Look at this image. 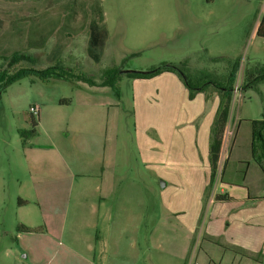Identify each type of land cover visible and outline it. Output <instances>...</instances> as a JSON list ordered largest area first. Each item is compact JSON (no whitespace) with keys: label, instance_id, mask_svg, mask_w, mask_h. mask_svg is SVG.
<instances>
[{"label":"crops","instance_id":"1","mask_svg":"<svg viewBox=\"0 0 264 264\" xmlns=\"http://www.w3.org/2000/svg\"><path fill=\"white\" fill-rule=\"evenodd\" d=\"M257 24L258 20L255 30ZM130 85L144 104L159 94L165 112L171 110L170 94L180 95L183 105L174 110L189 114L188 89L175 72L130 77ZM91 87L94 90L87 91L100 94H81V99L76 94L73 114L65 121L61 115L53 117L44 136L38 106L36 134L24 146L19 137L10 153L9 142L0 135V210H7L6 202L12 201L11 214L18 225L44 228L16 233L22 246L30 248L22 258L30 259V264H199L203 255L208 262L221 264L210 253L214 248L227 256V264H264V152L254 140L252 121L232 115L234 96L217 164L216 176L226 170V182L215 177L202 207L209 181V130L219 97L216 91H199L190 116L202 115L197 132L202 131L200 156L205 168L202 158L200 165L194 155L185 171H161L165 180L152 223L147 198L152 183L135 179L122 183L115 169V145L108 142L105 125L96 117L108 110L105 106L117 104L109 97L112 91L107 86ZM203 94H214L208 105ZM26 126L16 128V134L30 128ZM216 194H227L229 199L215 200ZM190 239L194 245L197 242L196 249L203 243L209 253L202 249L192 254Z\"/></svg>","mask_w":264,"mask_h":264},{"label":"rangeland","instance_id":"2","mask_svg":"<svg viewBox=\"0 0 264 264\" xmlns=\"http://www.w3.org/2000/svg\"><path fill=\"white\" fill-rule=\"evenodd\" d=\"M262 14L264 0H0V55L30 51L38 58V67L62 57L66 65L96 79L112 67L148 71L182 62L191 75L205 73L221 79L239 58L231 113L248 118L258 128L264 119V81L258 82L257 88L242 89V84L246 70L264 66V37L255 34L256 21ZM118 88V95L113 91L109 95L117 104L105 106L108 110L103 115L98 112L96 117L99 124L105 125L108 142L115 145V169L121 173L122 183L134 179L152 183V189L147 186V198L154 223L161 181L165 180L159 175L161 171H185L194 155L200 165L202 158L205 168L204 157L200 156L204 155L202 131L199 135L197 132L202 115L193 119L190 116L198 104V100H193L196 94L193 98L187 94L189 114L178 115L175 110L183 105L180 95L170 94L171 110L165 112L159 94H153L147 104L140 101L138 94H132L127 74H121ZM87 90L94 88L82 81L42 82L32 76L9 85L1 94L0 103V135L9 142V152L20 137L16 128L24 123L26 128L31 127L30 106L39 107L43 117L40 135L44 136L54 124L53 117L69 119L76 96L81 99V94H100ZM206 95L203 94V101L208 105L214 94L209 98ZM60 100L68 103H59ZM65 129L64 124L61 130ZM244 168L245 164L240 171ZM216 177L225 183L226 170ZM207 190L205 186L202 207ZM11 204L12 201L6 202L7 210H0V264H30V259L22 258L30 248L16 239L19 222L15 213L11 214ZM204 213L200 212L198 224ZM190 241L192 244L193 239ZM197 246V242L190 246L192 254H200L202 249L209 253L203 243L198 249ZM210 250L214 251L210 253L216 263L220 259L221 264H227V256H221L220 250ZM201 258L197 263L212 264L207 257Z\"/></svg>","mask_w":264,"mask_h":264},{"label":"trees","instance_id":"3","mask_svg":"<svg viewBox=\"0 0 264 264\" xmlns=\"http://www.w3.org/2000/svg\"><path fill=\"white\" fill-rule=\"evenodd\" d=\"M255 34L259 37H264V14L258 19V24ZM0 60L3 62L0 65V103L1 94L5 92L6 88L12 83L22 79L23 77L32 76L42 82H47L50 79H66L74 81H82L89 86H108L115 95H118V82L121 74L119 70L123 67H112L102 71L100 76L96 79L92 75L82 73L74 70L73 67L68 66L63 61L62 57H58L52 64L44 67L36 66L38 58L30 51L16 50L6 55H0ZM40 61V60H39ZM24 63H28L24 65ZM41 63H39L40 65ZM185 65V64H184ZM183 62L181 64L162 65L152 67L145 73H126L133 78H147L162 71L175 72L184 82L188 89V98H193L199 92L216 91L218 93L219 102L216 108L212 124L209 130L208 141V162H209V181L206 195L209 194L213 185L214 179L217 175V164L220 154V148L223 140L225 126L228 120L231 101L233 98L234 84L236 81V74L239 69V58H236L230 66L228 73L221 79L213 78L205 73L192 74L185 70ZM182 74L185 76L183 78ZM264 81V66H256L252 71L246 70L245 81L242 84V89L247 87L257 88V84ZM210 94L206 95L209 98ZM59 103H68V100H60ZM37 118V117H36ZM36 119H31V127L29 129H19L18 134L21 137L22 146L25 145L27 139L36 134ZM264 119L260 120V126L257 128L252 121V131L254 140L260 145L264 152ZM223 169L221 170V173ZM222 175V174H221ZM215 200L229 199L227 194H216ZM42 227H28L23 224L17 226L19 232L43 231Z\"/></svg>","mask_w":264,"mask_h":264},{"label":"built area","instance_id":"4","mask_svg":"<svg viewBox=\"0 0 264 264\" xmlns=\"http://www.w3.org/2000/svg\"><path fill=\"white\" fill-rule=\"evenodd\" d=\"M234 89H235V88H234ZM235 91H236V89L234 90V92H235ZM29 112H30L32 118H36L37 115H38V108H37V106H30V107H29Z\"/></svg>","mask_w":264,"mask_h":264},{"label":"water","instance_id":"5","mask_svg":"<svg viewBox=\"0 0 264 264\" xmlns=\"http://www.w3.org/2000/svg\"><path fill=\"white\" fill-rule=\"evenodd\" d=\"M133 72H137V73H145L147 71H138V70H130V69H120L119 73L120 74H126V73H133ZM183 78L185 79V76L182 74Z\"/></svg>","mask_w":264,"mask_h":264}]
</instances>
